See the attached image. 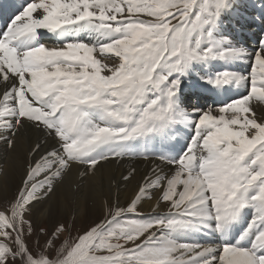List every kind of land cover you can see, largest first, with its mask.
<instances>
[{
  "label": "snow or ice",
  "instance_id": "6c2138e0",
  "mask_svg": "<svg viewBox=\"0 0 264 264\" xmlns=\"http://www.w3.org/2000/svg\"><path fill=\"white\" fill-rule=\"evenodd\" d=\"M2 14L0 145L23 174L0 195V264H264V0H23ZM136 160L150 166L123 204L105 199L75 234L39 225L74 172L79 187Z\"/></svg>",
  "mask_w": 264,
  "mask_h": 264
},
{
  "label": "bare ground",
  "instance_id": "6f19581e",
  "mask_svg": "<svg viewBox=\"0 0 264 264\" xmlns=\"http://www.w3.org/2000/svg\"><path fill=\"white\" fill-rule=\"evenodd\" d=\"M0 1L3 2L4 7L14 4L13 0ZM14 1L16 7H19L23 2V0ZM251 1L255 2V0ZM258 7L259 5H257ZM256 24L258 25L259 21H256ZM252 30L248 35H245V40L241 36V39L246 41V46L256 43V37L253 33L259 32V27H254ZM13 161L15 166L8 169L3 168ZM20 164L21 161L17 153L6 152L5 146L0 145V195H7V191L13 194L19 186L23 174V167ZM149 166L148 163L143 161L126 162L119 167L115 164H108L100 169L96 176L91 177L79 187V178L74 172L64 184L57 187V191L51 199L44 202V206L41 207L42 211L38 213V222L44 221V217L45 219L48 217L49 221L57 219L61 221L63 217L70 218L76 215L78 218L81 217L80 219H83L85 223H90L99 214L105 199L111 198L113 201L119 199V202L123 204ZM130 167H136L138 175L132 179L131 183L125 184L120 177L122 174H126ZM144 210H148L147 203L144 205Z\"/></svg>",
  "mask_w": 264,
  "mask_h": 264
},
{
  "label": "rangeland",
  "instance_id": "374dc122",
  "mask_svg": "<svg viewBox=\"0 0 264 264\" xmlns=\"http://www.w3.org/2000/svg\"><path fill=\"white\" fill-rule=\"evenodd\" d=\"M13 3L15 4V1L13 0ZM16 5V4H15ZM255 11V10H254ZM256 12H258V11H256ZM251 31H253V30H251ZM248 33H250V31H248V32H246V33H243L242 34V36H243V38H244V40H245V35H248ZM137 162H141L142 160H136ZM4 162V161H3ZM3 162H2V164H3ZM10 165V166H9ZM21 165V167H22V164H20ZM2 166V165H1ZM13 167V166H15V163H14V161L13 162H10V164H8V165H6L5 167H3V168H6V169H8V168H10V167ZM17 169H19V168H17ZM22 169V168H21ZM67 180V179H66ZM9 191H7V196L8 197H11V193L9 192ZM44 206V204L43 205H41L40 206V208L41 207H43ZM77 217V218H76ZM81 218V217H80ZM80 218H78V216H76V215H73V216H71L70 218H66V217H63L62 218V220H61V222L62 223H66V224H72L73 225V233L75 234V231H76V229H78V228H81V227H84L85 225H86V223L84 222V220L83 219H80ZM43 220L44 221H42L41 223H39V225H42V226H44L45 228H48L49 227V220H48V217H46V219H45V217L43 218ZM78 220V221H77ZM43 237H41V242H43Z\"/></svg>",
  "mask_w": 264,
  "mask_h": 264
}]
</instances>
